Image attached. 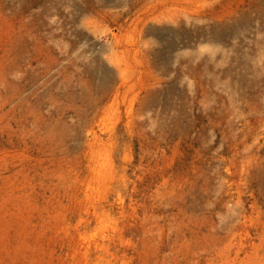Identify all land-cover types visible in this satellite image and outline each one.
Segmentation results:
<instances>
[{
  "label": "rangeland",
  "instance_id": "rangeland-1",
  "mask_svg": "<svg viewBox=\"0 0 264 264\" xmlns=\"http://www.w3.org/2000/svg\"><path fill=\"white\" fill-rule=\"evenodd\" d=\"M0 264H264V0H0Z\"/></svg>",
  "mask_w": 264,
  "mask_h": 264
},
{
  "label": "bare ground",
  "instance_id": "bare-ground-1",
  "mask_svg": "<svg viewBox=\"0 0 264 264\" xmlns=\"http://www.w3.org/2000/svg\"><path fill=\"white\" fill-rule=\"evenodd\" d=\"M162 69V68H161ZM165 69V68H164Z\"/></svg>",
  "mask_w": 264,
  "mask_h": 264
}]
</instances>
